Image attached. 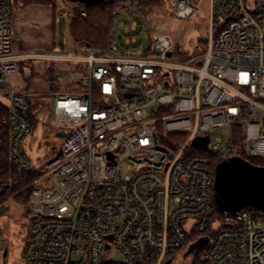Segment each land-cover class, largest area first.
<instances>
[{
    "label": "built area",
    "instance_id": "2783aa9c",
    "mask_svg": "<svg viewBox=\"0 0 264 264\" xmlns=\"http://www.w3.org/2000/svg\"><path fill=\"white\" fill-rule=\"evenodd\" d=\"M209 1L206 48L183 58L167 35L132 47L134 15L143 14L136 0L111 1L106 49L17 53L13 0H0V207L30 189L26 264H173L198 243L189 264H264V211L222 213L212 160L264 159V0ZM165 2L183 20L201 4ZM42 56L79 66L69 79L83 90L50 95L52 115L68 127L60 145H48L55 156L36 167L26 146L29 94L12 78ZM204 138L206 148L192 147ZM6 250L0 242V264ZM112 251L120 261L108 260Z\"/></svg>",
    "mask_w": 264,
    "mask_h": 264
},
{
    "label": "rangeland",
    "instance_id": "374dc122",
    "mask_svg": "<svg viewBox=\"0 0 264 264\" xmlns=\"http://www.w3.org/2000/svg\"><path fill=\"white\" fill-rule=\"evenodd\" d=\"M58 1L61 3L59 6L60 11L64 8L63 6H69L70 4L68 0ZM136 3L138 4V10L143 11V14L134 15V21L137 22V27L131 32L129 37L136 39L137 43L133 44L132 47L147 50L150 47L153 35L157 34L171 37L175 42V51L180 54H192L195 52L196 47H199L200 50H205L206 46H204V41L208 37L211 22L209 0H191L194 7H198V5L201 4L192 17L184 20L176 17L165 0H161L158 7L148 9L143 8L139 0H136ZM68 9L71 10L70 8ZM116 10L115 4L111 31L115 25ZM70 20H64L66 26L63 28H60V23L58 24L57 39L59 42L62 41L61 38L63 34L65 43L64 51L74 55L78 47H75L67 27ZM127 21V18L120 19L117 23L118 27L121 26L122 23L126 24ZM144 21L147 24L146 31H144ZM121 31L123 35H125L124 30L122 29ZM64 51H62V53H64ZM174 57L178 58V55L174 54ZM75 66L76 65L73 63L58 62L52 67L53 72L61 70V74L66 81L65 85L67 89L64 91L66 93L83 90L82 87H79L78 81H70L69 77L64 76L67 71H72ZM40 78L44 80L43 84L46 86V79H44L43 76H40ZM35 79L36 77L33 76V71L27 64L23 65L20 72L12 78V82L18 90L28 93L29 99L33 103L31 114L34 115L37 121L35 128L28 138L26 146L33 166L40 167V162L46 159L48 153L54 151V148L48 146V144L55 142L54 144L56 147L60 145L61 141L58 139L57 135L61 129L68 126L57 123L53 115L51 118H48L45 111L40 110L39 104L41 102L52 104V96H50L51 94L46 96L41 95L45 92H41L36 87H33ZM44 85L43 87L45 89ZM0 101L5 102L4 98L1 96ZM156 108L157 107H154V110ZM29 209V207H17L13 204H10L8 207H0V242L4 241L6 243V249L8 251V256L5 259L3 258L2 264H26L23 260V251L29 238ZM104 259L107 260L106 255ZM108 260L118 262L121 260V254L117 251H112L109 254ZM189 260L190 259L185 257L178 258L173 264H189ZM165 264H167V262Z\"/></svg>",
    "mask_w": 264,
    "mask_h": 264
},
{
    "label": "trees",
    "instance_id": "16d2710c",
    "mask_svg": "<svg viewBox=\"0 0 264 264\" xmlns=\"http://www.w3.org/2000/svg\"><path fill=\"white\" fill-rule=\"evenodd\" d=\"M161 0H139L141 6L145 9L158 7ZM70 3L69 6H63L64 8H70L72 13V19L68 23L67 26L69 29V33L73 39V43L75 47H93V48H102L106 49L109 47V39H110V32H111V26H112V19L114 14V7L115 2H101V3H76L74 1L68 0ZM64 5V4H62ZM68 5V4H67ZM30 6H44V7H50L55 6L59 10V4L58 0H13V7L14 10L16 9H23ZM72 6V7H70ZM63 9V8H62ZM86 12V16H82V13ZM57 21L58 24L60 23V28H63L66 26V23L63 19L60 17V11L57 14ZM62 41L59 43V48L62 50H65V43H64V36L62 34ZM205 43V41H204ZM189 55L184 54L182 57L187 58ZM32 61L23 62L21 64V68L23 65H27L31 68L33 71ZM55 63L49 64V66H54ZM80 67L75 66V68L72 69V71H67L64 76H71L72 74H79ZM34 76V75H33ZM65 79L63 78V75L61 74V70L54 71L52 70L51 77L49 80L50 83V93H56V92H64L67 87L65 85ZM30 104V117L32 120V129L36 126L37 119L34 117V115L31 114V111L33 109V103L29 101ZM39 108L42 111H45V114L48 118L52 117V106L51 103L47 102H41L39 104ZM55 156L54 153H51L46 156V159L42 162L44 164L51 158ZM242 158L256 166L264 167V159L261 158H251L247 156L246 154H241ZM213 173L214 177L216 178V172L218 167L225 161V159L220 155H213ZM38 173L31 172L27 176V181H31L35 175ZM30 189L24 191L20 195L16 197L17 206L21 207L22 205H27L30 201Z\"/></svg>",
    "mask_w": 264,
    "mask_h": 264
},
{
    "label": "water",
    "instance_id": "95a60500",
    "mask_svg": "<svg viewBox=\"0 0 264 264\" xmlns=\"http://www.w3.org/2000/svg\"><path fill=\"white\" fill-rule=\"evenodd\" d=\"M76 3H101L116 0H71ZM58 138H64L61 132ZM209 144V138L197 139L192 147H204ZM49 145V144H48ZM62 156V151L58 152ZM215 200L219 210L225 214H235L245 207H253L264 211V167L256 166L242 158L226 159L217 169L215 179ZM200 243L192 245L187 258L199 247ZM8 251L3 254L7 258ZM171 264V261H168Z\"/></svg>",
    "mask_w": 264,
    "mask_h": 264
},
{
    "label": "crops",
    "instance_id": "0c3cea01",
    "mask_svg": "<svg viewBox=\"0 0 264 264\" xmlns=\"http://www.w3.org/2000/svg\"><path fill=\"white\" fill-rule=\"evenodd\" d=\"M58 4L59 6L61 5L59 1ZM59 11L60 9L58 10L55 6H30L14 10L12 18L14 51L17 53L25 51L37 52L42 55L62 53L64 50L59 48L60 42L57 39V14ZM32 62L33 75L36 77L33 87H36L41 92H45L41 94L43 96L53 94L50 93L49 80L52 69L49 64L58 63V61H53L50 57L42 56ZM56 71L58 73V70ZM40 76L46 79V86L43 84L44 80ZM42 84L45 86V89Z\"/></svg>",
    "mask_w": 264,
    "mask_h": 264
},
{
    "label": "flooded vegetation",
    "instance_id": "af4514ba",
    "mask_svg": "<svg viewBox=\"0 0 264 264\" xmlns=\"http://www.w3.org/2000/svg\"><path fill=\"white\" fill-rule=\"evenodd\" d=\"M58 139H60V141H61V138H58Z\"/></svg>",
    "mask_w": 264,
    "mask_h": 264
}]
</instances>
